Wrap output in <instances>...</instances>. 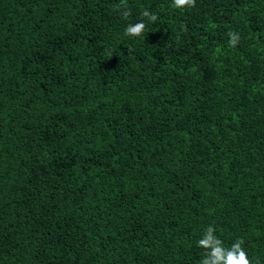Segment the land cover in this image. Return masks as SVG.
<instances>
[{
  "label": "trees",
  "instance_id": "obj_1",
  "mask_svg": "<svg viewBox=\"0 0 264 264\" xmlns=\"http://www.w3.org/2000/svg\"><path fill=\"white\" fill-rule=\"evenodd\" d=\"M209 226L264 264V0H0V264H200Z\"/></svg>",
  "mask_w": 264,
  "mask_h": 264
},
{
  "label": "clouds",
  "instance_id": "obj_2",
  "mask_svg": "<svg viewBox=\"0 0 264 264\" xmlns=\"http://www.w3.org/2000/svg\"><path fill=\"white\" fill-rule=\"evenodd\" d=\"M173 6L177 8H191L195 6V0H172ZM126 7V6H125ZM125 17L130 15L129 11L122 13ZM142 15L150 21H155L157 16L144 11ZM146 28L145 23L140 22L135 25H129L125 29V35L141 36ZM230 44L235 46L238 42V36L230 34ZM199 247L206 250L205 257L200 264H251L248 254L243 248L244 240L237 239L230 247H225L223 241L215 235V230L209 226L204 231L201 239L197 241Z\"/></svg>",
  "mask_w": 264,
  "mask_h": 264
}]
</instances>
